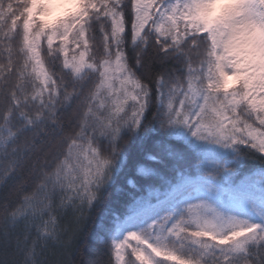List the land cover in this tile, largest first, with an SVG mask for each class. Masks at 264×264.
<instances>
[{
	"label": "snow or ice",
	"instance_id": "snow-or-ice-1",
	"mask_svg": "<svg viewBox=\"0 0 264 264\" xmlns=\"http://www.w3.org/2000/svg\"><path fill=\"white\" fill-rule=\"evenodd\" d=\"M90 242L264 264V0H0V264Z\"/></svg>",
	"mask_w": 264,
	"mask_h": 264
},
{
	"label": "trees",
	"instance_id": "trees-1",
	"mask_svg": "<svg viewBox=\"0 0 264 264\" xmlns=\"http://www.w3.org/2000/svg\"><path fill=\"white\" fill-rule=\"evenodd\" d=\"M259 164H260V162L258 160H251L248 162L247 167L245 168V171L247 172L249 169H254V170L258 169ZM118 186L121 187L122 189H124L125 192L130 189V186H126L123 183V181L119 182ZM144 194H146V193H144ZM123 199L124 198L122 197V195L117 194L115 192V189H114L109 203H112L113 201H116V200H121V202H123ZM113 206L114 207H120V205H118V204H114ZM93 243L94 242H90L88 245L85 246L87 248V251H85V247L81 248V252L75 257L77 264H80V262L82 260L87 258L88 252L92 251Z\"/></svg>",
	"mask_w": 264,
	"mask_h": 264
}]
</instances>
